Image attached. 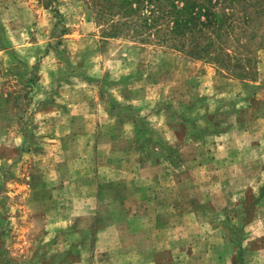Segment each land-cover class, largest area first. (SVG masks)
Wrapping results in <instances>:
<instances>
[{
    "label": "rangeland",
    "instance_id": "1",
    "mask_svg": "<svg viewBox=\"0 0 264 264\" xmlns=\"http://www.w3.org/2000/svg\"><path fill=\"white\" fill-rule=\"evenodd\" d=\"M258 61L225 77L106 38L85 0H0V264H264Z\"/></svg>",
    "mask_w": 264,
    "mask_h": 264
},
{
    "label": "trees",
    "instance_id": "2",
    "mask_svg": "<svg viewBox=\"0 0 264 264\" xmlns=\"http://www.w3.org/2000/svg\"><path fill=\"white\" fill-rule=\"evenodd\" d=\"M51 7L57 0H39ZM106 38L127 37L216 66L242 81L258 74L264 0H85Z\"/></svg>",
    "mask_w": 264,
    "mask_h": 264
},
{
    "label": "crops",
    "instance_id": "3",
    "mask_svg": "<svg viewBox=\"0 0 264 264\" xmlns=\"http://www.w3.org/2000/svg\"><path fill=\"white\" fill-rule=\"evenodd\" d=\"M261 65H262V62H259V70L262 71ZM263 74H264V71L261 73V75H263ZM38 92H39V94H38L39 98H41V99L44 98L45 91L44 90H38ZM6 96H8V94ZM45 98H47V96ZM34 103L32 105H34ZM39 104H40V102H39ZM43 105H47V103L43 102V104H42V106H40V108H36L35 109V112L36 111L38 112L37 116H39V115L41 116L45 112H46L45 114H49V113H52V112H55V113L58 112L59 115H61V113L63 112V111H60V110H57V111L54 110L53 111V110H50V109H45V106L43 107ZM71 107L74 108L73 111L71 110L70 113H67V115L63 113V115H66L67 118L63 121L64 125L63 126H59L60 128L71 129V130L73 128H75L74 123L68 122V120H69L68 118H73L72 117L73 115L79 114L78 113L79 112L78 111L79 108L77 106H71ZM55 117H56V119H58L57 116H55ZM59 119H61V117ZM75 129H77V128H75ZM122 158H125V156L123 155ZM118 162L119 163H122V162L124 163V161L121 158L119 159ZM113 167L114 166H112V169H113ZM114 190L115 189L113 188L112 191L114 192ZM113 200L114 201L110 205V207L112 209H114V210H118L119 217H115V214H114L115 211H114L113 212V219L111 220L110 224L114 225V226H123V227L128 228L127 226L130 225V220H131V217L133 216V212H132V209H131V204L127 203V198L125 196L124 197H120V198L117 197V200L115 198ZM60 221H63V222H65V224H68V221H66V219L64 217L61 218ZM64 231H67V229H65ZM128 232H130L129 229H128ZM129 235H130L129 233L127 235L124 234V239H126V237H128ZM143 255L147 256L146 251H143Z\"/></svg>",
    "mask_w": 264,
    "mask_h": 264
}]
</instances>
